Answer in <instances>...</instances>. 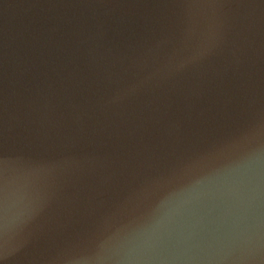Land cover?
Instances as JSON below:
<instances>
[{"label": "water", "instance_id": "water-1", "mask_svg": "<svg viewBox=\"0 0 264 264\" xmlns=\"http://www.w3.org/2000/svg\"><path fill=\"white\" fill-rule=\"evenodd\" d=\"M0 264H264V0H0Z\"/></svg>", "mask_w": 264, "mask_h": 264}]
</instances>
